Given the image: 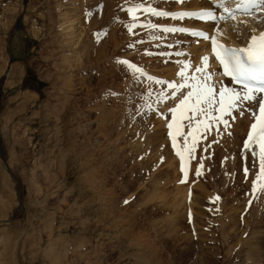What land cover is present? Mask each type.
Returning a JSON list of instances; mask_svg holds the SVG:
<instances>
[{
	"label": "rangeland",
	"instance_id": "obj_1",
	"mask_svg": "<svg viewBox=\"0 0 264 264\" xmlns=\"http://www.w3.org/2000/svg\"><path fill=\"white\" fill-rule=\"evenodd\" d=\"M131 3L172 8L167 0H0V234L13 242L0 244V264H264V185L253 193L258 166L239 148L251 112L241 121L231 112L228 126L208 132L202 123L193 169L172 171L163 123L187 93L159 94L170 96L177 60L192 62L187 50L203 38L129 32ZM137 15L138 24L168 22ZM253 15H236L226 29L239 37ZM226 129L232 136L220 135ZM190 182L211 197L194 186L193 215L205 208L194 225L176 189Z\"/></svg>",
	"mask_w": 264,
	"mask_h": 264
},
{
	"label": "snow or ice",
	"instance_id": "obj_2",
	"mask_svg": "<svg viewBox=\"0 0 264 264\" xmlns=\"http://www.w3.org/2000/svg\"><path fill=\"white\" fill-rule=\"evenodd\" d=\"M178 3H183L184 0H176ZM236 7L230 8L226 6V0H216L217 9L222 8L223 13L217 15L216 12L212 10H204L199 13L196 12H167L158 10L151 4L145 6V4L140 3L134 7L127 9L129 15L132 17L133 23L128 26L129 32H132L134 28L147 27L152 30H162L166 33H190L191 36L197 38H203L208 40L210 37L204 31H191L186 27H169L161 26L155 23L138 24L139 16L137 13H144L155 17H170L172 19H184L185 17H198L201 21L216 22L226 21V20H236V12L242 10L248 15H252L253 9L264 8V0H234ZM220 30L217 29V32ZM99 35V34H97ZM211 43L213 46V52L216 55L217 60L224 68V75L229 76L233 83L240 85V88H228L221 86L219 93L214 91L213 86L207 84L209 79L208 74H204L200 77L195 75L188 76L186 73L191 68V62H184L178 75L182 79V83L177 84L175 82H165L162 80H155L158 84H165L166 87L171 89L170 96L167 93H160L159 99L161 101L165 99H175L178 92L184 88H189L190 90L186 95H183L180 103L176 108L170 109L173 113V123H169V129L173 128V124L177 122L175 113L177 111L183 110L181 116V121L187 119L189 121L190 131L184 137V148L183 151L177 150V155L181 159V171L184 172L185 177L187 176V171L184 166V152H187L189 159L192 158V153L194 152L198 140L196 137L197 133H201L200 125L203 123V132H208L213 126L219 128V124L223 123L227 125V121L223 120V116L230 114L232 111L242 107L245 102H256L259 99V107L257 111H252L251 109H245V111L251 112L254 118V122L251 125V130L249 132L248 138L244 143V150L251 151L253 156V166H258L257 176L253 181V193L257 191V184L261 183L264 185V32H261L258 36L253 34L250 37L249 42L245 47L235 48L227 47L225 45H218L216 36L211 37ZM134 46V45H130ZM160 55H168V53H160ZM180 55V53H177ZM208 57H203L205 63L208 61ZM122 66L133 71L138 77L146 75L141 68H138L135 64L130 63L127 60H118ZM197 73H202L203 69H195ZM149 80L155 78L148 76ZM194 81V82H191ZM218 95V100H217ZM217 104L219 107H217ZM149 108L151 105L148 106ZM213 111L220 113L219 116H211ZM187 113H191L188 115ZM243 115V112L241 113ZM197 116L201 119L197 120ZM211 116V119L208 117ZM196 122V127H192V122ZM177 135H184L181 131V124H177V133L173 134L172 131L169 132V136L172 138L173 147H177ZM202 135V133H201ZM192 137L191 147L188 145V137ZM197 169V175H200V168ZM245 175L249 173V169L245 167ZM183 182V181H182ZM264 191V187L261 188ZM127 203V201H125ZM252 201H249V207Z\"/></svg>",
	"mask_w": 264,
	"mask_h": 264
},
{
	"label": "bare ground",
	"instance_id": "obj_3",
	"mask_svg": "<svg viewBox=\"0 0 264 264\" xmlns=\"http://www.w3.org/2000/svg\"><path fill=\"white\" fill-rule=\"evenodd\" d=\"M231 1H233V0H231ZM167 2H170L169 4H168V6H172V8H168L167 6H165L166 8L165 9H161V10H167V9H169V10H179V9H185V8H189L190 10H198V9H203V8H207V7H212V5L211 4H207V3H205V2H203V1H194V0H192V1H186V2H183V3H177V2H174V1H171V0H167ZM127 4H129L128 2H127ZM137 4H139V3H137ZM166 4V3H165ZM131 5H132V7H134V6H136V4H133V3H131ZM228 5V7H230V2H229V4H226V6ZM145 6H147V5H145ZM79 8V7H78ZM158 9V8H157ZM76 10V9H75ZM126 9H124V13H125V15L128 13V11H127V13H126V11H125ZM159 10V9H158ZM257 12H259V14H257V15H253L252 17H254V19H257V18H259L258 19V21L257 22H254V25L253 26H251L250 28V31H244L243 32V34L241 35L240 34V36L238 37L237 35H235L236 33H232L230 30H227L226 29V22H224V21H222V22H219L217 25L218 26H216L215 28H214V24H211V23H200V22H197V21H194V20H191V19H186V18H184V19H172V18H168V17H159L158 19H160L162 22L163 21H168L167 23H164L165 24V26H169V27H171V26H175V25H182V26H189V27H197V28H205L207 31H208V35H209V37H210V35H214V36H216V39L218 40V41H220L222 44H225V45H232V46H235V47H239V46H241V47H245L246 45H247V43L249 42V40H250V37L252 36V34L253 33H259L261 30H258V29H264V8H261V9H258V10H256ZM122 13H123V11H121ZM123 13V14H124ZM129 14V13H128ZM145 15V17H149V16H151V15H148V14H144ZM68 16V15H67ZM67 16H65V18H66V21H67V29L68 30H66L67 31V33L69 34V35H72V32H74V27H73V31H72V29H71V24H72V22H73V20H69V18H67ZM152 19L154 18V16H152L151 17ZM150 18V19H151ZM247 18V17H246ZM261 19V20H260ZM154 20V19H153ZM246 21H247V19H245ZM147 21V20H146ZM144 22V21H143ZM251 21H249V23H250ZM64 23V22H63ZM149 23V22H148ZM151 23H153V22H151ZM253 23V22H252ZM61 24V23H60ZM70 24V25H69ZM251 24V23H250ZM73 25V24H72ZM226 25V26H225ZM252 25V24H251ZM70 26V27H69ZM247 27H248V25H247ZM140 29V28H139ZM147 29H149V28H147ZM217 29H219L220 31L219 32H217ZM247 29V28H246ZM156 31H158V30H156ZM80 34V33H79ZM177 34V33H176ZM177 35H179V37H187V36H185L184 34L182 35V34H177ZM69 38V37H68ZM20 39H21V32L20 31H16V33H15V36H14V38H13V41L14 42H16V43H21V41H20ZM199 39V38H198ZM198 39H196V40H198ZM147 41V40H146ZM68 42H69V40H68ZM154 44V43H153ZM17 45V44H16ZM70 45V44H69ZM71 45H72V43H71ZM15 48H20V46H16ZM158 48V47H157ZM188 54L190 55V57L191 58H193L192 59V62L191 63H193V66H192V68H193V70H191L190 71V69L187 71V75L188 76H193V75H195V76H197V77H200V76H202V75H204V74H208V76H209V79L207 80V84H210L211 86H213V88H214V91L216 92V93H219V91H220V85H221V83H225V81H226V79L221 75V73H220V69H219V66H218V63L215 61V59H214V52H213V50H212V48L210 47V38L208 39V40H200L199 42H198V46H192V47H190L188 50ZM77 52V51H76ZM74 53V52H73ZM189 57V58H190ZM203 57H208L209 59H208V61H207V63H205L204 62V60H203ZM185 58V57H184ZM183 58V59H184ZM54 60V59H53ZM186 60V59H185ZM184 62H187V61H184ZM183 61H182V59L180 60V59H178L177 60V62L176 63H181L182 65H183V63H184ZM68 63V62H67ZM169 66V65H168ZM173 68V67H172ZM197 68H201V69H203V72L202 73H197L196 71H195V69H197ZM169 69V68H168ZM170 70V69H169ZM171 71V70H170ZM178 71V70H177ZM176 72V71H175ZM173 73H174V71H173ZM177 73V72H176ZM151 76V75H150ZM174 76V75H173ZM66 78V77H65ZM176 80H177V82L180 84V83H182L183 81H182V79H181V77L177 74L176 75ZM192 82H194V81H192ZM231 88H237V87H234V86H230ZM188 89V90H187ZM237 89H239V88H237ZM169 90H171V89H169ZM183 90H187L186 92L185 91H183ZM190 89L189 88H184V89H182L181 91H180V93H187L188 91H189ZM218 96V95H217ZM180 103V101H177V102H175V104H174V106L171 108V109H174V108H176L177 107V105ZM253 104V102L252 103H249V102H245L243 105H242V107H240V108H238V109H236V110H234V111H232V113L233 114H235V121L236 120H238V119H243V115L241 114L242 112H243V114H245V109H247V108H251V105ZM256 109H257V106H256ZM256 109H255V111H256ZM171 113L172 112H168V116H167V118H166V120H165V122L163 123V125H164V132H165V137L166 138H164V139H166L167 140V142L169 143V146H170V153H171V155H170V157H171V159L173 158L174 160H175V158H177V169H176V165L175 164H173V159H172V161H170L171 163H168L169 164V166L170 165H174V166H172V171L173 170H175V172H182L181 171V166H180V162H181V159H180V156L179 155H177V150H181V151H183V148H184V137H185V135H187L188 133H189V131L190 130H187V127L189 126V121L187 120V121H185L184 122V125H183V131H182V133L184 134V135H179V137H178V141H179V143H178V146L176 147V148H174L172 145H171V140H170V137H168L167 135H166V132H167V128H168V124L170 123V121H171ZM189 115H191V113H189ZM241 119H240V121H241ZM246 120H244L243 121V123H244V125H245V133H244V136L241 138V145L239 146V148L241 149V147L243 146V143H244V140H245V138H246V135H247V130H248V127H249V124H250V122H251V120L253 119V115L251 114V115H248V116H246V118H245ZM161 123V122H160ZM159 125V124H158ZM232 125H235V124H232ZM238 125L239 124H236V127L237 128H235L236 130H238ZM196 125H194V127H195ZM233 127L234 126H231L230 127V129H232L233 130ZM243 128V125H242V127L240 128V129H242ZM230 129H226V133H224V134H220V135H228V134H231V136H232V131L230 130ZM235 129H234V131H235ZM239 129V130H240ZM234 131H233V136H234ZM230 132V133H229ZM236 132V131H235ZM240 133V132H239ZM236 134H238L237 132H236ZM228 139H229V137H227ZM232 139V138H231ZM192 140V137L191 136H189L188 137V142L189 141H191ZM163 141V140H162ZM229 141V140H228ZM233 142V141H232ZM231 144V143H230ZM233 147H234V145H236L235 143H233V144H231ZM189 147H191V146H189ZM232 150H234L233 148H232ZM238 151H240V150H238ZM173 153V154H172ZM184 153H186L187 155H188V153L187 152H184ZM232 152H229L227 155L228 156H230V154H231ZM233 154V153H232ZM234 155H239L238 153L237 154H235L234 153ZM189 156V155H188ZM170 157H169V159H170ZM194 157V154L192 153V158ZM190 159V161L188 162V165L185 167V169H186V171H187V174H189L190 172H191V170L193 169V159ZM240 160V159H239ZM204 161V160H203ZM227 161V160H226ZM205 164V163H204ZM207 165V164H206ZM231 165V164H230ZM203 166H205V165H203ZM174 168V169H173ZM177 170V171H176ZM174 172V173H175ZM184 173V172H183ZM185 175V174H184ZM189 184H191V186H189L188 185V187H185V186H177V193H179L180 194V199H181V197L183 198L182 200H180V204L182 205V207H183V204H184V209H185V213L187 212V210L189 211V212H187L189 215H190V217H191V221H192V224L194 225V216L195 215H198V213H202V214H205V212H204V210H205V208H203V206H202V208H201V210L200 211H198V213H196V214H194L193 215V212L195 213V211H194V209H193V206H196L195 205V197H196V194H195V192H194V186H196L197 185V187L196 188H199L200 189V191H202V193H203V195H205V198H211V197H209V195L210 194H207V192H206V190L204 189V187L201 185L200 186V184L198 183L197 184V182H193V183H189ZM252 193V192H251ZM251 193H249V195H248V197H247V199L245 200L246 202L249 200V197H250V195H251ZM175 195V194H174ZM176 195H178V194H176ZM176 195L174 196V198H176ZM173 196V195H172ZM213 197V196H212ZM178 198H179V196H178ZM178 201V200H177ZM246 202H245V204H244V206L246 205ZM199 203H201L202 204V202H199ZM200 204V205H201ZM177 205V204H176ZM200 216V215H199ZM203 218H204V216H203ZM197 219V218H196ZM175 220H176V218H175ZM177 221V220H176ZM222 222V221H221ZM173 224V223H172ZM198 233V232H197ZM196 233V231H195V234H197ZM253 235V234H252ZM166 237V236H165ZM11 238L12 237H10V235L8 234L7 236L6 235H1L0 234V244L2 245V243H5V241H4V239L5 240H7L9 243H10V245H13V242H11ZM254 240V239H253ZM190 241V240H189ZM205 243V242H204ZM260 243V242H259ZM261 244V243H260ZM259 244V245H260ZM257 245V244H256ZM251 246V245H250ZM258 246V245H257ZM262 246V245H261ZM202 248V247H201ZM51 250V249H50ZM258 250V249H257ZM251 251H253V250H251ZM256 252V251H255ZM252 253V252H251ZM0 255H1V251H0ZM57 255V254H56ZM2 256V255H1ZM54 256V255H53ZM80 258V257H79ZM246 259V258H245ZM0 260H1V257H0ZM2 260H3V258H2ZM1 260V261H2ZM53 261V260H52ZM190 261V260H189ZM255 261V260H254ZM3 262H5L4 260H3ZM2 262V263H3ZM1 263V262H0ZM7 263V262H6ZM196 263H197V261H196ZM254 263V262H253ZM8 264V263H7ZM195 264V263H194ZM197 264H210V262L209 261H207V260H204V259H201L200 261H198V263Z\"/></svg>",
	"mask_w": 264,
	"mask_h": 264
}]
</instances>
